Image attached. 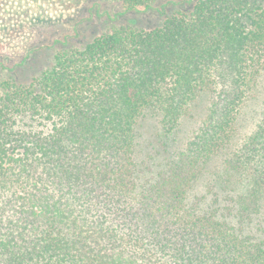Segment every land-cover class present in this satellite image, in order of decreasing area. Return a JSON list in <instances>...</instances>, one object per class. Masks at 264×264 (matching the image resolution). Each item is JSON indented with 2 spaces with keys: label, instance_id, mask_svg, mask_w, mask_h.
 I'll list each match as a JSON object with an SVG mask.
<instances>
[{
  "label": "trees",
  "instance_id": "1",
  "mask_svg": "<svg viewBox=\"0 0 264 264\" xmlns=\"http://www.w3.org/2000/svg\"><path fill=\"white\" fill-rule=\"evenodd\" d=\"M263 76L264 0H197L58 52L27 84L0 81V264H264L245 228L264 210V102L237 134ZM202 94L205 117L176 147ZM145 114L157 168L139 158Z\"/></svg>",
  "mask_w": 264,
  "mask_h": 264
},
{
  "label": "rangeland",
  "instance_id": "2",
  "mask_svg": "<svg viewBox=\"0 0 264 264\" xmlns=\"http://www.w3.org/2000/svg\"><path fill=\"white\" fill-rule=\"evenodd\" d=\"M196 1L152 0L147 9L125 13L119 0H0V81L12 79L27 84L52 65L58 52L82 48L102 33L123 26L140 30L156 28L167 16L189 12ZM263 102L264 76L242 108L237 125L239 138L254 129ZM208 103V96L202 94L190 105L177 133L176 147L186 142L200 125ZM158 132L159 122L154 115L145 114L139 120V158H151L153 168H157L165 155L158 143ZM206 191L207 180L202 179L192 196ZM223 196L226 198L225 193ZM245 228L256 240L264 242V210L252 215Z\"/></svg>",
  "mask_w": 264,
  "mask_h": 264
}]
</instances>
